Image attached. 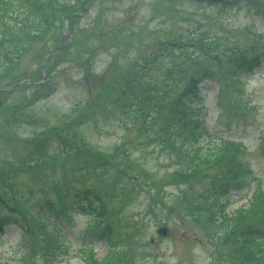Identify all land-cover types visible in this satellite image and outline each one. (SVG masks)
Returning a JSON list of instances; mask_svg holds the SVG:
<instances>
[{
	"label": "rangeland",
	"instance_id": "1",
	"mask_svg": "<svg viewBox=\"0 0 264 264\" xmlns=\"http://www.w3.org/2000/svg\"><path fill=\"white\" fill-rule=\"evenodd\" d=\"M72 4L68 18L57 15L47 35L19 51L13 70L0 64V87L22 85L0 91V217L18 225L0 233V264H85L91 251L104 258L109 247L96 230L106 224L126 237L120 264H245L236 257L242 244L264 229V203L251 201L264 191V14L206 0ZM242 54L261 58L248 75L232 60ZM131 75L140 79L132 87ZM192 80L208 135L247 147L241 159L250 171L226 176L234 189L226 211L247 208L249 217L220 244L214 238L224 227H212L194 205L222 172L166 151L175 132L159 107L175 102L162 97ZM69 139L105 160L64 150ZM85 189L103 211L92 228Z\"/></svg>",
	"mask_w": 264,
	"mask_h": 264
},
{
	"label": "trees",
	"instance_id": "2",
	"mask_svg": "<svg viewBox=\"0 0 264 264\" xmlns=\"http://www.w3.org/2000/svg\"><path fill=\"white\" fill-rule=\"evenodd\" d=\"M76 0H0V64L5 63L6 72L13 70L14 65H18L22 48L27 45L40 41L43 35H47L51 30L52 24L56 22V16L68 17L72 13L73 4ZM213 3H221L222 8L239 7L247 4L248 7L256 12V15L264 14V6L261 3L264 0H210ZM54 25V24H53ZM35 26V27H33ZM264 56V53H261ZM253 56V55H249ZM237 71L242 74H249L261 64L259 55L247 57L239 55L233 58ZM18 63V64H17ZM207 79L211 80L209 75ZM198 81V80H197ZM197 81H191L179 93L169 88L163 95L162 99H173L174 107L166 106L164 103L159 107L160 112L164 111L165 118H162L163 124L168 126L169 130L175 132V135L167 140L166 151L171 158L186 160L196 164L216 166L222 172V181L212 180L197 198L194 207L207 214L208 222L212 227L223 226L224 230L219 232V236L214 238L215 241L225 242L232 239L229 228L236 226L241 227V223L249 217V211L240 209L231 216L227 213L226 208L230 203L231 192L230 183L227 180L237 170L242 169L245 172L250 171L249 166L241 159V156L247 152V148L238 142L217 140L207 137L208 130L205 124L206 108L204 100ZM4 77L0 78V83H5ZM140 79L131 75L128 78V85L132 87L137 85ZM124 98L128 101L130 94L122 92ZM175 119V121H174ZM186 128V129H185ZM188 129V130H187ZM196 133V135L194 134ZM189 136V138H187ZM206 137V139H205ZM204 138V139H203ZM207 140V141H206ZM66 151L84 152L95 159L105 160L100 153H93L85 148L84 144L77 146L75 139H69L68 142L61 140ZM185 162V161H183ZM86 174L89 171H85ZM185 178L188 177L184 173ZM228 176V178H226ZM230 180V179H229ZM252 204L258 202L257 208L264 203V191H257ZM91 194L85 189L81 194L82 199ZM50 210L59 215L58 210L48 204ZM91 206V204H89ZM9 205H7L8 207ZM98 210V209H97ZM256 210V209H255ZM254 210V211H255ZM99 211V210H98ZM101 210L97 212L99 216ZM203 213V214H205ZM253 214V213H252ZM99 225L100 221H94L91 226ZM17 225L16 221L10 220L9 216L0 218V231L4 232L5 226ZM252 237L242 244L239 254L236 256L245 264H264V229L257 228L254 232L251 230ZM97 237L109 245V251L102 259L97 258L93 252L85 254V264H120L126 254V237L114 226L103 225L98 228ZM24 257V254L21 256Z\"/></svg>",
	"mask_w": 264,
	"mask_h": 264
},
{
	"label": "water",
	"instance_id": "3",
	"mask_svg": "<svg viewBox=\"0 0 264 264\" xmlns=\"http://www.w3.org/2000/svg\"><path fill=\"white\" fill-rule=\"evenodd\" d=\"M159 234L165 235L166 234V229L165 228H161L158 230Z\"/></svg>",
	"mask_w": 264,
	"mask_h": 264
}]
</instances>
